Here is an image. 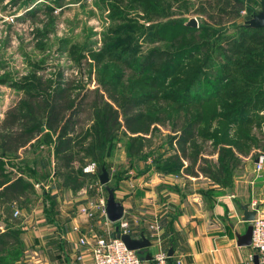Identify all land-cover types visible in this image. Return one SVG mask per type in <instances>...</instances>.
Listing matches in <instances>:
<instances>
[{
    "label": "rangeland",
    "instance_id": "1",
    "mask_svg": "<svg viewBox=\"0 0 264 264\" xmlns=\"http://www.w3.org/2000/svg\"><path fill=\"white\" fill-rule=\"evenodd\" d=\"M112 4L115 6H112ZM147 4L145 5L146 8L144 6L142 8V4L132 0H0V143L3 142L4 135L10 134L11 136L18 129L21 124L20 118L25 114L28 91H33V88H40L43 92L47 91V93L51 91L49 96L55 88L65 89L73 104L68 113H73L75 109L77 122L74 130L81 131L90 128L92 124L90 120L91 102L94 98H97L95 91L97 90L107 99L99 82L101 68L105 63L117 65L114 61L108 59H102L97 63L93 56L101 53L108 42H112L117 38V36L112 35L118 29V26L122 25L123 19L131 21L133 24L130 25L137 28L163 23L169 19L183 23L194 17L197 20V27L195 28L208 24L212 26L211 29L217 30L214 36L218 37V44L225 55L219 56L214 53L215 51L210 50V47H203L202 54L198 53L194 58L195 60L191 59L185 65L189 66L201 59L203 53L205 55L210 53L221 64H225L224 57L236 64L246 59V47L243 48V46L247 45V48H249V36L244 37L240 33L238 34L236 30L239 26L244 25L253 13L264 11V0H148ZM162 11L163 14L160 15ZM201 34L204 35L203 31L198 29L196 33L189 35V37L194 36L195 40H201ZM121 35L118 37L119 40L126 39L125 34L122 33ZM131 35L135 36L134 41L139 46L137 55L141 58L149 54L152 49H157L158 51L155 54L162 57L164 50H170L168 48H172V45L175 44V42L171 44L163 41L150 42L142 33V30L139 29L129 32V36ZM229 36L232 38L239 37V43L236 45V42H233L229 45L227 39ZM180 39L177 40L180 41ZM241 44V48L236 47ZM229 49H231L230 52ZM153 60L155 63L160 61L158 57L153 58ZM164 63L159 62L153 66L152 71L161 70ZM184 70L186 69L184 68ZM184 70L179 69L176 71L174 76L169 78V81L183 77L182 72ZM235 70L233 68L230 72L229 69L231 77L236 75ZM129 74L128 72L124 74L122 80L126 82ZM212 75H210L211 78ZM207 84V74L192 83V93L194 91L198 93L195 99L204 97L203 90ZM47 87L50 91L47 90ZM125 88L127 87L122 89ZM167 89H169L167 86L157 84L155 88L152 86L151 88L145 87L141 91L135 90L134 93H145L154 100H148L146 104L135 107L131 104L126 106L127 109L131 107L132 114L141 112L143 113L141 115L146 116L149 111L157 115V118L160 117V119L151 121L147 133H142L146 136L145 139L149 147L144 151L148 155L139 160L144 162L149 159L153 161L155 157L175 156L174 159L177 158V161L183 163L179 172L173 173L177 181H180L179 183H181L183 177L184 182L186 181V175L189 174L185 170V165H191L192 160L188 157L191 158L195 155L196 160L192 165L193 169L199 174L198 176H206L205 171L210 174L215 173L216 167L214 164L217 159V148H213L210 140L201 139L199 131H201V128H212L219 120L206 123L208 120L203 119L200 126L193 130V137L184 134L182 128L187 129L190 125L188 114L185 115L183 109L172 106L170 112L173 113L171 116H167V113L162 109L168 102L161 100L159 96ZM218 89H222V87ZM125 92L129 93L130 91L126 90ZM141 95L143 96V94ZM220 95H223V91ZM38 99L42 100V98H37L34 101H39ZM156 99L158 102H156ZM211 104L213 105L206 103L204 105L207 106L198 107L196 110H200L201 114L211 112L217 107V102ZM247 116L243 117L242 121L249 119V115ZM253 118L249 119L245 125L243 124L239 130V134L249 133V136L254 140L249 144H245L247 147L250 146L247 154L238 155L240 165L233 176L249 177V174H251V179L256 178L255 164L254 168L252 167L253 161L257 160L259 155H264L263 119L255 120V117ZM123 119L124 117L121 114L119 121L122 123ZM42 127L41 132H45L46 128L44 127L42 130ZM7 132L8 134H6ZM54 139L55 135H52L51 144L44 145V143L41 147V145L38 146L40 142H37L36 137L31 141L35 143V146L21 147L13 154L2 153L3 151L0 148V162L3 163V167L13 173H18L15 166H20L24 177L29 178L32 182V189L24 192L18 201L13 202L14 208L12 207L11 212L17 211V215H21V220L24 217L22 213L25 215L33 213L31 216H34V213L40 210L38 205H43L44 200L46 203L45 209L47 210L61 205L75 208L77 203L76 191H71L63 186L62 180L54 176L56 173L55 162L49 150ZM117 146L120 147L122 144L119 142ZM124 155V150L120 147L116 150L114 157L110 159V164L114 168L111 169L110 167L108 171L110 178L108 185L114 187V191L118 188V179L115 177V173H119L123 169ZM88 162L90 161L85 162L82 168ZM126 162L134 166L133 158ZM73 165L77 167L79 163L74 161ZM132 168L135 170V167ZM35 170L37 172H34ZM47 173L49 174L46 175ZM94 176L97 177V175ZM257 179L264 180V167L262 178ZM85 181L87 179L83 180L81 184L84 185ZM79 182V180L73 181L71 184L74 186ZM194 182L192 180V182L186 183L184 189H189L188 186ZM100 189L106 195L103 185L100 186ZM43 192H46L47 195H44ZM80 208L78 209L80 210ZM34 210L36 212H33ZM0 215H2L1 210ZM30 220L35 226L40 223L31 218ZM107 223L112 228L116 225L113 222ZM7 225L10 224L7 223ZM125 230H128V228ZM22 249L23 246H15L7 251L11 255L19 254L20 257L17 262H21Z\"/></svg>",
    "mask_w": 264,
    "mask_h": 264
},
{
    "label": "trees",
    "instance_id": "2",
    "mask_svg": "<svg viewBox=\"0 0 264 264\" xmlns=\"http://www.w3.org/2000/svg\"><path fill=\"white\" fill-rule=\"evenodd\" d=\"M132 1L142 4V8L148 5V0ZM112 6L115 5L112 4ZM162 14L163 11L160 15ZM184 23L169 19L163 23L134 28L130 25L133 24L131 21L123 19L122 25L118 26L112 35L117 36V38L108 42L101 53L93 56L97 63L102 59H108L117 65L105 63L101 68L99 82L107 99L103 94L95 91L97 98L91 102L92 119L90 118V120L92 124L90 128L81 131L74 130L77 122L75 109L73 113H68L73 104L65 89L55 88L49 96L51 91L48 87L47 90L50 91L48 93L47 91L43 92L40 88H33V91H28L25 114L20 118L21 124L11 136L10 134L4 135L5 138L0 143L2 153L13 154L21 147L35 146V143L31 141L36 137L37 142H40L38 146L41 145L42 147L44 143V145L51 144L52 135H55L54 142L49 149L55 162L56 175L54 174V176L59 177L62 180V185L71 191H77L82 186L81 182L86 179L87 175L82 171V165L85 162L94 161L99 169L105 167L109 171L110 159L114 157L116 150L120 147L123 148L128 159L133 158L134 166H136L139 159H144L148 155L144 151L149 147V144L146 142V136L142 133H147L151 121L160 119V117L157 118V115L149 111L146 116L141 115L143 114L141 112L132 114L131 107L127 109L126 106L131 104L135 107L146 104L148 100H154L145 93L134 92L135 90L141 91L145 87L151 88L153 86L155 88V85L162 84L169 88L159 96L161 100L168 102L163 108L161 107L167 116L172 115L173 112L171 113L170 109L172 106H176L183 109V113L188 114L187 116L190 118L189 127L187 129L182 128L184 134L192 136L193 130L200 126L203 119L208 120L205 121L206 123L219 120L212 128H201L199 131L201 139L210 140L213 148H217V159L214 164L216 172L210 174L205 171L204 173L220 187L229 188L234 172L240 165L238 155L247 154L250 146L247 147L245 144L254 140L249 136V133L239 134V130L249 119H254L253 117L255 120L263 119L262 127H264V28H251L244 24L236 30L238 34L240 33L244 37L249 36V48L247 45L243 46V48L246 47V59L242 62L234 64L233 61L224 57L225 64H221L210 53L206 55L203 53L201 59L187 66L185 64L194 59L198 53L202 54L203 47H210V50L215 51L214 53L219 56L225 54L218 44V37L214 36L217 32L216 29H211L212 26L208 24L194 28L186 26ZM138 29L142 30L150 42L163 41L171 44L175 42V44L172 45V48H168L170 50H164L162 57L155 54L157 49H152L149 54L141 58L137 55L139 46L134 41L135 36H129V32ZM198 29L204 34H201V40H195L194 36L189 37ZM122 33L125 34L126 39L119 40L118 37L122 36ZM227 39L229 45L233 42H236V45L239 43V37L232 38L229 36ZM236 47L241 48L242 44ZM153 56H157L160 59L159 62H165L161 70L152 71L153 66L159 63L154 62L153 58L157 57ZM233 68L236 69V75L231 77L229 74ZM179 69L184 70L182 72L183 77L169 81V78L174 76ZM127 72L130 74L125 82L122 79ZM206 74L208 84L203 90L204 97L195 99L198 93L195 91L192 93V83ZM211 74H213L212 78L210 77ZM123 87L128 89H122ZM219 87L222 89H218ZM126 90L130 92L126 93ZM222 91L223 95H220ZM37 98H42V100L34 101ZM156 102H158L157 99ZM213 102H217V107L211 112L201 114L200 110H196L198 107L207 106L204 105L206 103L213 105L211 104ZM121 114L124 117L122 123L119 121ZM247 115H249V119L242 121L243 117ZM42 126L46 128L45 132H41ZM208 126L210 125L208 124ZM131 134L136 135L132 136ZM119 142L122 144L120 147L117 146ZM174 157H155L153 160L155 168L159 172L178 173L183 163ZM188 158L193 163L196 160V155ZM74 161L79 163L77 167H74ZM192 163L187 165L185 170L187 174L197 176L198 173L193 169ZM134 166L129 163V167ZM15 167L18 169V173L6 170L3 163L0 162V207L18 201L24 192L32 189L31 180L24 177L20 166ZM125 172L121 169L119 173H115L118 181L124 177ZM78 180L80 181L79 184L74 186L71 184ZM43 194L47 195L46 192ZM43 202L46 205L45 200ZM50 210L45 209L47 213ZM15 246H23V256L24 244L21 239V229L13 225H6L3 231L0 230V264H14L19 260V254L11 255L7 251Z\"/></svg>",
    "mask_w": 264,
    "mask_h": 264
},
{
    "label": "crops",
    "instance_id": "3",
    "mask_svg": "<svg viewBox=\"0 0 264 264\" xmlns=\"http://www.w3.org/2000/svg\"><path fill=\"white\" fill-rule=\"evenodd\" d=\"M128 160L124 155L122 163L126 172L118 181L114 195L124 209L121 221L128 223L126 232L132 237L143 234L149 239L151 246L147 252L151 257L159 252L167 253L172 247L167 264L246 263L251 248L236 243V234L243 233L247 225L241 221L240 205L248 203L251 210L252 205L259 204L264 212L263 179H251V174L233 176L231 186L222 188L198 174L186 175V181L183 177L179 183L174 174L159 172L152 159L137 161L136 171L129 167ZM110 167L114 168L111 164ZM86 175L87 181L76 191L74 209L61 205L47 213L43 202L38 205V212L33 211L34 216L22 213L21 220V215L11 212L13 203L0 207V230L7 223L21 229L24 255L21 262L14 264H92L88 246H81L79 237L90 243L95 236L114 234L119 221L113 228L107 223L110 221L98 205L102 197L106 200V195L98 178ZM192 180L195 182L189 189H184ZM79 207L87 209L91 216L80 212ZM30 218L40 223L35 226ZM143 264L156 263L151 258Z\"/></svg>",
    "mask_w": 264,
    "mask_h": 264
},
{
    "label": "built area",
    "instance_id": "4",
    "mask_svg": "<svg viewBox=\"0 0 264 264\" xmlns=\"http://www.w3.org/2000/svg\"><path fill=\"white\" fill-rule=\"evenodd\" d=\"M264 167V155H259L255 163V176L262 178V169ZM83 173L97 175L99 168L94 161L88 162L83 168ZM106 200L102 197L99 200V205L105 212ZM253 204V203H252ZM255 210L254 219L251 221L252 233H251V252L248 255V260L245 264H253L252 258L257 255L258 264H264V212L257 206L252 205ZM80 212L85 213L87 216H91V213L85 208H80ZM18 214L17 211L14 212ZM121 233H127L125 229L128 228V223L119 220L118 223ZM81 246L87 247L91 254L92 264H143L144 260L141 259L135 250L128 249L123 241L109 234L107 236H95L92 242L88 243L86 238L81 236L78 239ZM168 255L166 252H159L152 257V260L156 264H167Z\"/></svg>",
    "mask_w": 264,
    "mask_h": 264
},
{
    "label": "water",
    "instance_id": "5",
    "mask_svg": "<svg viewBox=\"0 0 264 264\" xmlns=\"http://www.w3.org/2000/svg\"><path fill=\"white\" fill-rule=\"evenodd\" d=\"M186 26L197 27V20L194 17L189 18L184 23ZM245 25L251 28H264V11H258L253 13L251 18L245 21ZM44 127H42V130ZM257 161V160H255ZM98 181L105 187L106 191V203L105 214L110 222H118L123 215V206L120 201L115 199L114 187L108 185L110 180L108 171L105 167H101L97 173ZM249 204L244 203L240 205L243 211L241 221L247 223L246 229L243 233L236 234V243L238 246H249L251 243L252 225L251 221L254 219L255 210L248 209ZM114 236L121 239L128 249L135 250L141 255L142 260H151V255L147 252L148 247L151 246V242L143 234L139 237H132L129 233H121L119 226L116 225L114 229ZM173 252L172 247L169 248L167 255L171 256ZM254 264H258L257 255H254Z\"/></svg>",
    "mask_w": 264,
    "mask_h": 264
}]
</instances>
